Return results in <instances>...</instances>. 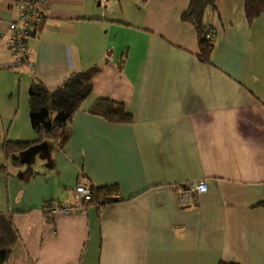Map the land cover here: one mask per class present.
Here are the masks:
<instances>
[{"label": "crops", "instance_id": "crops-1", "mask_svg": "<svg viewBox=\"0 0 264 264\" xmlns=\"http://www.w3.org/2000/svg\"><path fill=\"white\" fill-rule=\"evenodd\" d=\"M15 1L0 0L3 139L32 141L49 121L39 102L31 117L33 83L53 92L84 73L91 92L58 142L16 155L22 166L0 143V212L16 232L8 264H264V15L249 22L245 0H214L203 62L181 20L190 0H48L26 67L6 46ZM98 99L132 121L90 114ZM200 181L207 192L181 207L177 191ZM78 184L117 185L121 200L46 212L74 204Z\"/></svg>", "mask_w": 264, "mask_h": 264}, {"label": "trees", "instance_id": "trees-1", "mask_svg": "<svg viewBox=\"0 0 264 264\" xmlns=\"http://www.w3.org/2000/svg\"><path fill=\"white\" fill-rule=\"evenodd\" d=\"M213 6L214 0H190L187 10L181 16V20L191 25L197 33L199 60L203 62L209 60V55L213 48V38L211 40L206 38V35L211 29L203 24V13L207 7ZM244 10L247 20L251 22L259 16L264 15V0H245ZM45 20L46 16L44 17L42 27ZM35 35L37 34L31 35V37ZM90 92L91 84L84 73H71L62 85L53 92L47 91L40 83H33L31 85V95L29 99L31 112H35V115H40L41 110L37 108L39 102L42 111L47 115L49 121L45 123V126L38 125L36 127V138L32 141L3 139L0 127V143L5 158L7 160L10 159L13 166L20 167L23 164L16 156L18 153L28 150L31 146L43 140L58 142L63 122L70 120L72 114L77 111ZM58 112L64 113L65 116L63 120L55 121L53 116ZM89 113L111 123L122 124L132 121L131 114L126 111L122 104L107 99H98L95 101ZM5 172L6 165H0V174ZM78 185L86 186L91 192V200L84 204L86 207L93 205L98 209L121 200L117 185ZM15 240L16 232L13 228L11 219L0 212V264H8Z\"/></svg>", "mask_w": 264, "mask_h": 264}, {"label": "built area", "instance_id": "built-area-1", "mask_svg": "<svg viewBox=\"0 0 264 264\" xmlns=\"http://www.w3.org/2000/svg\"><path fill=\"white\" fill-rule=\"evenodd\" d=\"M48 0H17L12 4V9L17 10V17L9 22V36L6 42L7 49L17 64L31 67L32 62L29 58V50L26 41L31 35L37 34L42 27L44 17L46 16ZM206 38H213L212 32L206 35ZM207 185L204 181L189 184L177 191V200L181 207L190 205L193 197L205 194ZM91 200V192L84 185H77L74 191V204L69 205H49L45 207L47 213L55 215H74L86 213L85 203Z\"/></svg>", "mask_w": 264, "mask_h": 264}, {"label": "rangeland", "instance_id": "rangeland-1", "mask_svg": "<svg viewBox=\"0 0 264 264\" xmlns=\"http://www.w3.org/2000/svg\"><path fill=\"white\" fill-rule=\"evenodd\" d=\"M30 110H31V108H30ZM31 113V117H36L35 116V112L34 113H32V112H30ZM64 116H65V114L64 113H61V112H58V113H55L54 114V120L55 121H59V120H63L64 119Z\"/></svg>", "mask_w": 264, "mask_h": 264}]
</instances>
